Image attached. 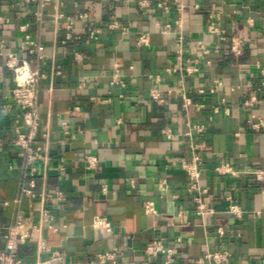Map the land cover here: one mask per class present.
Wrapping results in <instances>:
<instances>
[{"label":"crops","instance_id":"obj_1","mask_svg":"<svg viewBox=\"0 0 264 264\" xmlns=\"http://www.w3.org/2000/svg\"><path fill=\"white\" fill-rule=\"evenodd\" d=\"M140 1L53 0L45 5L40 25L34 17L37 1L0 0V38L8 50L21 59L30 57L21 49V26L29 24L28 32L47 55L36 144H45L41 133L50 129V158L47 164L36 163L34 191L58 187L68 197L65 202L46 200L59 230L45 227L41 239L60 248L67 262H83L119 246L123 255L118 264H162L163 257L153 259L143 251L148 241L162 238L181 246L175 264H194L207 250L221 248L233 253V264H263L264 178L257 180L251 171L264 168V127L252 128L248 121L254 115L264 118V0H150L145 8ZM162 1L168 9L159 7ZM81 10L101 28L98 39L77 19ZM56 11L75 18L66 43L61 41L67 22L57 26ZM179 18L181 26L176 24ZM113 19L127 29L110 28ZM168 23L172 31L162 33ZM145 32L150 45L138 46ZM233 38L243 42L240 55L231 50ZM181 40L179 58L175 48ZM203 47L211 53L205 54ZM5 58L0 55V251L5 246L2 228L16 219L38 222L40 208L39 198L20 194L23 162L13 139L16 128L27 127L21 107L11 98L14 72ZM116 64L124 85L114 80ZM180 64L196 70H180ZM52 67L60 73L52 75ZM217 81L222 85L215 86ZM153 88L163 93V103L151 98ZM184 95L192 105L184 106ZM252 96L257 101L249 105ZM199 103L205 107L197 110ZM189 122L204 125V132L188 137ZM167 127L176 139L163 134ZM200 142L205 144L201 184L218 210L204 220L194 212L181 167L192 155L191 144ZM89 154L99 158L93 170L86 167ZM224 162L240 173L220 175L215 168ZM162 179L170 183L166 193L159 190ZM228 196L245 210L242 218L227 211ZM146 200L155 202L158 216L145 214ZM96 215L107 216L114 232L94 229ZM220 225L228 230L224 239L216 234ZM39 239L32 230L20 245L24 264L36 262Z\"/></svg>","mask_w":264,"mask_h":264},{"label":"built area","instance_id":"obj_2","mask_svg":"<svg viewBox=\"0 0 264 264\" xmlns=\"http://www.w3.org/2000/svg\"><path fill=\"white\" fill-rule=\"evenodd\" d=\"M37 1L38 9L34 13L36 23L42 25L44 23V7L47 3L53 0H28ZM150 5V0H141V7H148ZM159 7L168 9V4L164 1L159 2ZM198 6H196L197 8ZM180 10H184L183 6ZM54 22L59 25L63 20L67 22L68 32L65 38L61 41L66 43L68 39L72 37L71 31L75 23V18L69 16L61 11H56L54 14ZM89 12L86 10H81L77 19L85 22V27L89 35L94 39H98L101 28L95 26L92 21L88 20ZM2 17L0 16V20ZM178 26L182 25V18L176 21ZM29 24H24L21 26L24 32V40L21 44V49L27 51L30 54L29 58L21 59L17 53L11 52L7 48L6 40L0 38V55H4L6 65L14 72V82L15 85L11 92L12 101L21 107V116L24 124L27 127L26 131H20L18 128L15 129V137L13 143L17 148L16 155L21 158L23 162L22 167V185L20 188V194L22 196H29L32 199H40L39 217L38 222L32 221L30 218L27 219H16L13 223L4 226L3 237L5 246L4 249L0 251V261L3 264H24L22 259L18 255V249L21 244H24L30 237L31 231H36L40 234V239L38 241V252L37 260L34 264H118L123 255V250L119 246H114L111 249H104L96 252L94 257L88 258L83 262H67L65 260L64 254L60 248L52 246L41 239V233L45 227L52 231H58L59 226L56 223L55 214L46 206V200L52 199L55 201H67V194L61 189L56 187L53 190H43L40 194L34 191L35 188V174H36V163L43 162L47 164L49 161V144L51 142V131L46 129L41 133V137L45 141L43 146L37 145L36 140L41 132V117L39 112V100H40V83L47 76L45 69L48 65L47 55L43 51L42 43L35 40L32 34L28 32ZM110 28H121L126 30V26H123L118 20L113 19L109 24ZM172 24L168 23L162 28V33H168L172 31ZM213 29L218 30L217 27ZM182 40L179 42L175 51L179 58H182ZM138 46H149L150 45V35L145 32L142 33L138 40ZM242 40L240 38H233L231 50L234 54L240 55L242 53ZM205 54L211 53V49L208 47H203ZM121 66L116 64L117 73L114 75L115 82L124 85L123 80L118 78V72ZM178 69L185 70L192 73L196 68L192 66H183L180 64ZM172 68H166L167 72H171ZM52 75L60 73V69L54 67L51 68ZM155 80L160 79V75H156ZM222 85V82H215V86ZM213 90V89H212ZM200 91H203L200 89ZM151 98L157 102L163 103L165 97L163 93L157 88H153L150 91ZM184 106H190L193 104L192 99L184 95ZM257 101L256 96H252L247 102L249 105H253ZM205 107L204 103H199L196 105V109L200 110ZM75 109H78L76 106ZM218 111V108H215ZM252 128L260 129L264 127V118L261 116L254 115L249 121ZM191 125L190 129L186 132L188 137L193 138V133H203L205 126L202 124H196L189 122ZM163 134L169 139H176V134L170 127L163 129ZM205 147L204 142L192 143L191 157L185 158L181 162V167L186 172L188 177L187 191L190 195L191 201L194 205L195 214L202 218L203 220L207 217L214 216L218 210L208 201V189L201 184L202 176V155L201 150ZM4 156V147L0 144V159ZM86 167L89 170H93L97 167L99 163V158L96 155H87ZM215 170L220 175H238L240 172L235 170L234 167L228 163L224 162L216 166ZM257 180H262L264 178V168L256 169L251 171ZM29 179V180H27ZM159 190L161 192H168L170 190V183L166 179L159 181ZM105 191L106 188L104 187ZM177 196L174 195V198ZM229 204L227 211L234 214L237 218H242L245 210L236 202L232 200V197H227ZM20 201V199L16 200ZM8 204L9 202H5ZM144 212L146 215L155 217L159 215V210L153 200H146L144 202ZM184 214V211H180V215ZM92 226L94 229L100 232L113 233L114 224L107 217L103 215H96L93 217ZM227 227L220 225L216 228V234L220 238H225L227 235ZM143 251L146 256L151 258L163 257L162 264H175L178 257L181 255V246L179 244H166L162 238H153L151 241L144 246ZM261 260L264 264V252L261 253ZM234 256L233 253L228 248L212 249L207 250L203 255L194 259V264H233Z\"/></svg>","mask_w":264,"mask_h":264}]
</instances>
